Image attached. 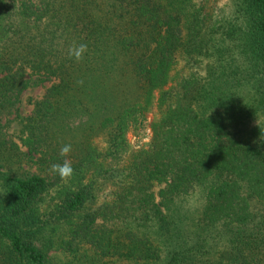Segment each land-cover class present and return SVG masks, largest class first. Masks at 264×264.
Listing matches in <instances>:
<instances>
[{"label": "trees", "instance_id": "obj_1", "mask_svg": "<svg viewBox=\"0 0 264 264\" xmlns=\"http://www.w3.org/2000/svg\"><path fill=\"white\" fill-rule=\"evenodd\" d=\"M56 252L264 264V0H0V264Z\"/></svg>", "mask_w": 264, "mask_h": 264}, {"label": "rangeland", "instance_id": "obj_2", "mask_svg": "<svg viewBox=\"0 0 264 264\" xmlns=\"http://www.w3.org/2000/svg\"><path fill=\"white\" fill-rule=\"evenodd\" d=\"M45 86L47 87L49 86V84H46ZM107 87H109V85ZM43 92H44V88L43 89L38 88L35 90H28L22 95L21 104L19 106V111H18L20 118H26L30 114L32 110V106H33L32 103L38 100L42 96ZM7 132H8L9 139L16 142L15 137H17V134L19 133L17 125L13 124L12 128L10 127ZM149 139H150V131L148 130L144 139L137 140V139L130 137V142L134 147L138 148V147H141L144 143H147ZM113 226L116 227L117 224ZM50 263L51 264H74L73 262L70 261V259L64 257L58 252L50 254Z\"/></svg>", "mask_w": 264, "mask_h": 264}, {"label": "clouds", "instance_id": "obj_3", "mask_svg": "<svg viewBox=\"0 0 264 264\" xmlns=\"http://www.w3.org/2000/svg\"><path fill=\"white\" fill-rule=\"evenodd\" d=\"M86 50V45L81 44L74 49H70L69 54L75 56L76 59H80L82 53ZM70 145H65L60 149V155L66 156L70 152ZM51 172L60 176L61 179L69 178L73 173V168L70 162L65 159L63 163L53 164L51 166Z\"/></svg>", "mask_w": 264, "mask_h": 264}]
</instances>
